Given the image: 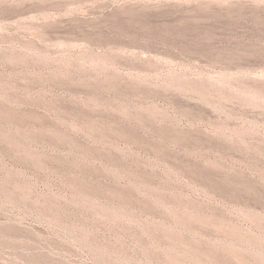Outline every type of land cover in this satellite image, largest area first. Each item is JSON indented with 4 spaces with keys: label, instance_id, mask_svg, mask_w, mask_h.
Listing matches in <instances>:
<instances>
[{
    "label": "rangeland",
    "instance_id": "rangeland-1",
    "mask_svg": "<svg viewBox=\"0 0 264 264\" xmlns=\"http://www.w3.org/2000/svg\"><path fill=\"white\" fill-rule=\"evenodd\" d=\"M0 264H264V0H0Z\"/></svg>",
    "mask_w": 264,
    "mask_h": 264
},
{
    "label": "bare ground",
    "instance_id": "bare-ground-1",
    "mask_svg": "<svg viewBox=\"0 0 264 264\" xmlns=\"http://www.w3.org/2000/svg\"><path fill=\"white\" fill-rule=\"evenodd\" d=\"M252 4V3H251Z\"/></svg>",
    "mask_w": 264,
    "mask_h": 264
}]
</instances>
